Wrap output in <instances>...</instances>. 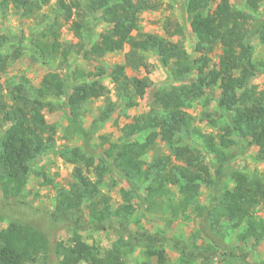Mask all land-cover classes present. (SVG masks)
Segmentation results:
<instances>
[{"label":"trees","instance_id":"trees-1","mask_svg":"<svg viewBox=\"0 0 264 264\" xmlns=\"http://www.w3.org/2000/svg\"><path fill=\"white\" fill-rule=\"evenodd\" d=\"M13 1L25 5L20 0ZM237 1H184L182 9L196 38L195 51L201 54L199 59L191 61L180 41L169 44L162 37L138 32V15L144 10H155L154 0H57L64 22L72 18L73 9H80L84 3L82 10L90 17V24L107 25L108 29L99 35L98 41L90 43L85 56L116 53L127 48L124 64L110 72L115 95L127 108L135 106V100L142 98L152 85L147 77L138 79L124 75L125 67L137 69L142 65L143 53L154 55L161 68L168 70L166 82L170 85L158 87L153 92L151 110L124 124L117 141L108 142L107 148L97 153L90 145L91 140L109 119L115 105L107 102L92 121V130L82 126L80 117L87 102L107 97L109 91L98 80L104 70L91 75L75 68L70 78L49 72L34 89L35 99L18 88L11 106L0 96V118L2 123L9 124L5 130L0 129V223L3 217L11 219L7 227L0 230V264H126L127 256L135 248L142 249L145 256L141 264H152V257L156 258V264H166V247L177 254L178 264H209L215 260L226 263L235 255L219 233L221 220L228 224V230L242 228L241 240L252 238L258 243L264 238V220L253 217L256 210L264 212V172L248 174L230 163L241 154V141L246 142L248 148H256L258 158L264 162V90L249 85L252 77L264 75V58L255 59L252 45L254 39L264 45V16L259 19L256 15L261 0H242L243 9L237 8ZM26 4L31 6L23 7L24 15L31 13L33 6L32 2ZM2 7L0 2V9ZM83 26L78 21L71 23L79 39ZM58 29L55 21L47 23L32 42L40 57L61 53L66 58L69 55L71 46L59 41ZM87 30V41L91 42L93 29L90 26ZM177 34L181 35L180 28L173 31V35ZM13 40L0 35V73L19 56L15 50L7 52ZM216 45L221 49L218 62L208 68V55ZM192 73L195 79L190 78ZM92 76L94 79H87ZM235 77L240 86L233 82ZM209 86L217 89L214 106L226 120L217 135L205 133L194 125L195 118L185 110L189 103L205 97L204 89ZM48 98H64L61 107L68 125L83 142L81 148L71 151L75 157L73 163L80 162L86 172L96 176V180L90 182L81 168L75 167L78 188L60 191L54 209L48 214L49 227L63 223L73 230L67 244H52L44 228L7 214L24 204L23 191L30 165L36 155L54 142L56 128L47 123L42 112L55 108ZM209 101L205 98L203 107ZM198 119L199 124L217 125V120L207 110L202 111ZM140 135H143L142 140ZM182 135L193 136L197 141L186 145ZM157 140L164 143L170 156L146 162L143 157ZM112 172L130 186V190L121 192L122 204L116 208L111 207L108 197L99 190L103 177ZM144 183L147 184L144 193L139 194L136 185ZM171 187L176 190L177 199L171 197ZM202 187L209 193L206 206L198 200ZM131 197L137 198L141 208L168 212V225L192 209L199 218L196 234L208 244L197 248L194 244L169 240L162 232L150 233L139 227L131 230ZM85 215L88 225L83 224ZM86 228L111 229L117 233L118 240L101 251L82 240L79 232ZM245 255L241 261L249 264L245 262Z\"/></svg>","mask_w":264,"mask_h":264},{"label":"rangeland","instance_id":"rangeland-1","mask_svg":"<svg viewBox=\"0 0 264 264\" xmlns=\"http://www.w3.org/2000/svg\"><path fill=\"white\" fill-rule=\"evenodd\" d=\"M22 6L13 0H0L3 7L0 9V35L13 38V45L8 48V51L15 50L19 56L14 61L9 62L6 70L0 73V96L8 105L12 104V97L17 93V89H24L30 99H35L34 89H36L42 77L49 72L60 73L70 78L71 73L75 68L82 70L85 74H97L100 69L104 70V75L98 77V80L109 91L107 97L91 100L87 102L80 117V122L86 130L91 129L92 121L99 115L100 111L105 109L107 102L115 105V110L110 115L109 119L98 129L94 134L90 145L97 153L104 148H107L108 142H116L120 136V129L124 124L131 121L133 117L147 114L152 108L153 92L158 87H168L170 84L166 82L167 69L161 68L155 56L151 53H143L142 65L137 69L125 67L124 75L129 78L147 77L152 81V85L147 89L142 98L135 100L136 105L127 108L123 104L121 98L115 95L113 82L110 78V72L115 66L124 64V55L127 48L120 52L108 53L105 55H89L85 56V52L90 49V43L98 41L99 35L104 33L108 28L105 24H90V17L84 8V3L80 9L72 10V18L68 22H64V13L57 4V0H20ZM157 3L155 10H144L138 15V32L141 34H150L164 38L169 44H174L180 41L189 59L197 60L201 54L195 51L196 38L191 33L186 15L182 9L185 0H154ZM27 2H32L33 6L30 12L25 14V8L30 7ZM37 4V6H36ZM237 8L243 9L242 0L236 2ZM257 17L261 19L264 16V0H261ZM55 21L59 25V41L64 46H71L69 55L64 58L61 53L53 57H40L32 42L38 38L42 31L47 27V23ZM72 21L81 22L84 26L81 29L82 37L79 39L74 35L71 28ZM92 27L91 39L87 41V27ZM255 26V25H254ZM176 28L181 29V35H173ZM135 34V33H134ZM254 47V57L256 60L264 58V45H261L257 39L252 41ZM221 49L216 45L212 52L208 55L210 63L208 68H211L218 62ZM191 79H195V73L190 75ZM88 80L94 77H88ZM97 79V78H96ZM233 82L240 86L241 83L235 77ZM249 85L255 86L258 90H264V75H256L249 80ZM205 97L193 103H189L186 107V112L195 118L193 124L199 126L205 133L219 134L225 118L217 112L213 98H216L218 91L216 88L209 86L204 89ZM205 98L210 99L208 105L203 107ZM52 101L54 110L49 111L44 109L43 115L47 123L53 124L56 128L53 144L36 155L30 165V172L27 183L23 191L24 204L14 207L7 214L9 217L16 220H30L45 229V233L52 244L58 242L68 243L73 236L71 227L63 223L57 224L55 227H49L48 214L54 209L57 195L60 191H73L78 188V179L74 175V168L80 167L84 176L90 182L96 180L93 173L85 171L80 162H75V157L71 154L72 149L81 148L83 145L82 139L69 127L66 116L63 112L62 101L48 98ZM207 110L212 114V117L217 120L216 127H210L205 124H199V116L202 111ZM217 114H216V113ZM1 116V115H0ZM9 126L8 123H2L0 118V129L5 130ZM144 135V134H143ZM140 135V140L143 139ZM193 136L182 135V141L186 145H192L195 142ZM197 141V140H196ZM246 142L241 141L238 154L230 163L238 169L254 174L256 172H264V162L257 155V149L254 147L248 148ZM96 155V154H95ZM170 156V151L163 142L157 140L153 147L145 154L143 159L146 162L153 158ZM73 160V161H72ZM146 183L136 185L139 194L144 193ZM101 194L108 197L109 204L112 208H116L122 204L121 192L130 190V186L117 174L107 173L99 185ZM208 190L201 188L198 200L206 206L209 198ZM176 190L171 187V197L177 199ZM84 197V202H86ZM85 204V203H84ZM131 208L133 211L130 214L129 228L134 230L136 227L144 229L150 233L162 232L169 240H180L186 244L195 247H204L208 244L207 240L199 237L196 234V229L199 223L196 213L192 209L184 214H180L172 224H167L170 218L168 212H161L160 209L147 210L141 208L137 198L131 197ZM7 216V215H6ZM255 220H264V212L256 210L254 213ZM11 219L3 217V222L0 223V230L5 229ZM86 215L83 219V224L88 225ZM219 233L223 235V240L230 251L233 252L235 258H229L226 263H219L217 260L209 264H243L242 255L246 254L245 262L249 264H264V238L258 243L252 238L241 240L239 234L242 228L236 230H228V224L224 220L219 223ZM82 240L88 244L96 246L99 250L110 248L118 240V235L113 230L95 231L91 228H86L79 232ZM166 264L176 263L177 254L170 248H165ZM145 260L142 249L135 248L126 258V264H141ZM152 264H156V258L150 259ZM85 264V263H82ZM199 264V262H197Z\"/></svg>","mask_w":264,"mask_h":264}]
</instances>
